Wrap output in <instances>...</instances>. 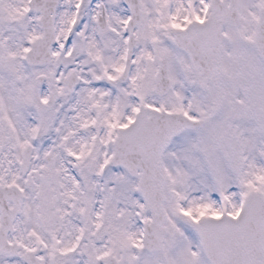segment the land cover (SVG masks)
<instances>
[{"label":"snow or ice","instance_id":"obj_1","mask_svg":"<svg viewBox=\"0 0 264 264\" xmlns=\"http://www.w3.org/2000/svg\"><path fill=\"white\" fill-rule=\"evenodd\" d=\"M0 264H264V0H0Z\"/></svg>","mask_w":264,"mask_h":264}]
</instances>
